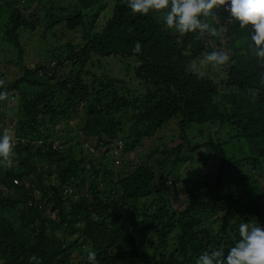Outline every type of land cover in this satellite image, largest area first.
I'll use <instances>...</instances> for the list:
<instances>
[{"label":"trees","instance_id":"16d2710c","mask_svg":"<svg viewBox=\"0 0 264 264\" xmlns=\"http://www.w3.org/2000/svg\"><path fill=\"white\" fill-rule=\"evenodd\" d=\"M2 1L1 40L17 48L21 70L10 79L1 72L0 91L16 92L11 129L27 141L14 147L11 167L0 165V264H88L90 251L99 264H195L205 251L227 254L240 223L264 227V67L249 50L250 29L229 23L223 9L210 21L217 34L198 38L167 29L158 13L133 14L127 0ZM63 23L82 39L50 48L58 67H41L39 76L38 66L23 63L18 31L41 27L56 38L53 28ZM136 42L140 53L133 51ZM214 50L232 57L219 81L191 67ZM112 58L125 79L106 71ZM126 78L138 82L142 98L121 93ZM174 113H180V137L193 122L227 126L232 136L226 150L205 141L216 169L181 183L187 200L179 211L163 189L180 164L193 161L181 156L190 149L183 140L164 145L160 158L146 156L118 180L108 166L115 139L132 152ZM0 121L3 135L1 102ZM92 139L95 158L82 150ZM209 218L217 224H204Z\"/></svg>","mask_w":264,"mask_h":264},{"label":"rangeland","instance_id":"374dc122","mask_svg":"<svg viewBox=\"0 0 264 264\" xmlns=\"http://www.w3.org/2000/svg\"><path fill=\"white\" fill-rule=\"evenodd\" d=\"M62 2H68V1L62 0ZM0 4L5 5V1L0 0ZM33 4L35 5V2H33L31 6H33ZM23 5H25V3H23ZM44 6H47V4L45 3ZM108 15L109 13L106 14L107 17ZM0 16L2 18L0 20V23L1 21L4 22V19L7 15L0 13ZM157 18L162 20L163 19L162 14L158 13ZM53 29L55 35L57 36L56 38L50 34H47L46 36L45 34L43 35V29L41 27H37L35 30L21 28L18 31V36L23 48V57H22L23 63L29 69L36 68L38 66L37 73H39V76L44 75L40 70L41 67L47 68L48 71H50L54 65L55 68L58 67L56 64V60H54L53 54L50 51V48L58 47L60 42L61 44H63L64 42L78 43L82 39L81 31L79 29L77 30L68 29L65 27L64 23L61 25H57ZM2 38H3V31L0 30V73L1 72L5 73L6 78L10 79L14 76L20 75L21 69L17 64V62H19L20 59L17 48H15L10 43L1 40ZM203 57L204 56H202L200 60H202ZM199 61H193L191 63L192 64L191 67L195 69L199 68L200 70L206 73L205 75H210L214 77L217 81L224 78L223 74L217 69H214L210 66L201 67ZM120 65L121 64L117 60L112 58L106 61L105 69L112 76L119 75V76H123L124 78L125 77L124 72L120 71L121 68L117 70V68ZM55 72L57 74V71ZM34 75L30 77L31 80L33 79ZM59 75H65V73L61 71ZM40 79L43 78L40 77ZM126 80H127V84L125 85L126 90H121V93L127 95L129 99H132L133 96H137V98L139 99L142 98L144 91H142V88L138 85V82L127 78ZM219 86L221 89L220 93L224 92V88L222 87V85ZM16 96H17L16 92L8 93V99L1 102L2 109L5 112V121H4L5 127L3 128V133L5 129L9 131V133L13 136L15 147L23 143L24 141H27L23 137H21L22 138L21 140H15L16 135L13 133L11 129L13 122H10V117H13L15 119V107L17 104ZM216 99L222 101L219 96H217ZM219 105L223 106L222 104ZM179 120H180V113H174L170 118H168L163 123V125L160 128L157 129L154 135H151L150 137L142 138L140 144L137 145L132 152L121 153L118 156L120 157L118 164H114V160H113L114 157L112 152H110L109 158L112 160V163H108L109 169H112L114 171V174H116L113 176V178H116L115 180H118L124 174L133 170V168L136 165L145 161L146 156L150 155V158H160L161 157L160 150L164 147V145L167 147H171L179 144V142H182L183 140L187 145H190V149L189 150L184 149V154H181V156H186L187 158L193 161H188L185 164H180L178 171L172 172V174L169 176L166 182V187L163 189L164 196L166 197V199H168L171 202L173 208L178 211L182 210L185 207V203L187 200V196L183 192L180 186L181 183H183L184 180L190 178H195V177L202 178L203 175H205L206 173L208 172L213 173V171L216 169L215 165L217 163V159L214 156V154L210 153L207 146L206 147L204 146L205 141L212 140L215 143H222L224 149L226 150L227 147L224 145V142H230L232 139V136L227 133L228 132L227 126H226L227 129H222L219 127H217L216 129H211L208 126L209 123H198V122H193V124H191L190 127H188V129L185 130L180 137ZM60 124L63 125L64 123L61 122ZM1 125H2V121H0V126ZM61 127L57 126L55 130L57 132H61L62 134H65L64 129ZM195 144H199V145L197 147H194ZM81 145H83V142L81 143ZM90 147L93 148L94 150L96 149L95 139H92V141L88 144V147H85V149H83L82 147V150L84 152H89ZM97 156L98 154L96 153L93 155V158ZM90 173L91 171L87 169L86 176H88ZM243 173L244 172L241 171L238 174H243ZM234 174H237V172H234ZM251 174L252 172H249L247 174L249 178ZM260 183L264 189V178L260 180ZM253 194L254 193H252V195ZM211 219L212 218H209L206 221H204V224H207L209 227L215 226L217 223L215 221H212ZM74 258L76 261L80 258V255L74 253Z\"/></svg>","mask_w":264,"mask_h":264},{"label":"clouds","instance_id":"9594fccd","mask_svg":"<svg viewBox=\"0 0 264 264\" xmlns=\"http://www.w3.org/2000/svg\"><path fill=\"white\" fill-rule=\"evenodd\" d=\"M127 4L133 14L146 16L150 12L161 13L167 29H174L181 36L198 33V38L217 34V28L210 21H217V12L223 9L228 14L229 23H238L242 30L250 29L249 50L254 52L258 63L264 67V0H127ZM141 47V44L136 42L133 51L140 53ZM231 59L228 52L214 50L206 53L199 64L201 67L211 66L220 70L227 66ZM196 73L201 78L206 74L199 68ZM261 81L264 82V75H261ZM4 84L5 81L0 79V88ZM257 91L250 90L253 99L256 98ZM7 99V91H0V102ZM21 139L15 136V140ZM117 141L121 142V148L117 156L112 153L114 164L119 163L118 156L124 152L121 139H115L113 147ZM14 147L13 136L5 129L3 135H0V165L12 166ZM93 151L97 150L90 147L89 152ZM238 233L239 240L227 254L223 248L205 251L197 257L195 264H264V227L255 220L242 222L239 224ZM31 259L37 260L35 256ZM86 259L88 264H99L95 251H90Z\"/></svg>","mask_w":264,"mask_h":264},{"label":"built area","instance_id":"2783aa9c","mask_svg":"<svg viewBox=\"0 0 264 264\" xmlns=\"http://www.w3.org/2000/svg\"><path fill=\"white\" fill-rule=\"evenodd\" d=\"M120 148H121V142L117 141V144L112 149V153L114 154V156H117L119 154ZM116 163H118V160H116Z\"/></svg>","mask_w":264,"mask_h":264}]
</instances>
